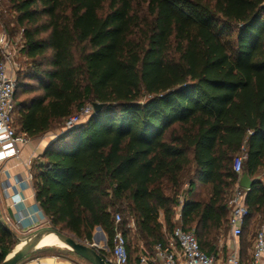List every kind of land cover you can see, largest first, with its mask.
Here are the masks:
<instances>
[{
    "label": "trees",
    "instance_id": "16d2710c",
    "mask_svg": "<svg viewBox=\"0 0 264 264\" xmlns=\"http://www.w3.org/2000/svg\"><path fill=\"white\" fill-rule=\"evenodd\" d=\"M1 4L14 13L29 60L16 77L18 130L39 136L87 103L103 104L32 163L35 200L50 225L89 242L100 225L111 247L120 213L129 263L128 224L149 246L166 242L188 173L180 222L212 254L228 223L233 158L245 153L251 178L264 169V0ZM195 181L211 185L207 199L193 197ZM246 204L242 253L245 234L264 220L262 180ZM16 242L0 217V262Z\"/></svg>",
    "mask_w": 264,
    "mask_h": 264
},
{
    "label": "built area",
    "instance_id": "2783aa9c",
    "mask_svg": "<svg viewBox=\"0 0 264 264\" xmlns=\"http://www.w3.org/2000/svg\"><path fill=\"white\" fill-rule=\"evenodd\" d=\"M22 37V36H21ZM0 49L2 57L0 59V175L7 173L11 178L8 184L4 186L6 190L12 189L10 196L11 206L15 210L14 218L7 212L4 223L9 227L14 224L18 230L30 232L40 224L41 218H46L42 209L35 203L31 211L25 205V196L22 194L24 188L33 184L32 160L25 162L26 171L23 175H11L6 168L7 163L19 158L24 145L30 137L24 131L18 130L15 122V71L18 66L15 61V52L13 39L6 32H0ZM94 106L87 103L81 109L66 118L64 130L77 126L80 122L86 120L92 113ZM62 131V132H63ZM246 158L245 153H239L233 158V169L237 173V180L234 183L227 206L229 210L228 226L231 238L234 240V246L224 256L218 254H207L199 245L197 237L193 231L185 230L182 224H176L166 242L154 244L155 258L163 264H264V223L261 224L252 240V245L246 258L243 257L239 239L243 231L249 209L246 204L247 188L240 184L243 172V163ZM183 198L180 199V206ZM115 233L112 246L104 248L105 258L111 264H128L129 254L127 249V240L123 231L118 227L121 221L120 213L115 214ZM129 226L134 224V221ZM142 261H147L148 257H142ZM32 264H46V262L37 257Z\"/></svg>",
    "mask_w": 264,
    "mask_h": 264
},
{
    "label": "crops",
    "instance_id": "0c3cea01",
    "mask_svg": "<svg viewBox=\"0 0 264 264\" xmlns=\"http://www.w3.org/2000/svg\"><path fill=\"white\" fill-rule=\"evenodd\" d=\"M1 30H4V29H3L2 24L0 22V32H1ZM54 139H55V135H53V133H51L50 131L45 133V134L39 135V136L30 137L29 141L24 145L23 151H22L20 157L14 158L7 163L6 168L8 169L10 174L11 175H23L26 171L25 162L28 161L29 159L32 160V163L37 161V160H41L42 159L41 156H42L44 150ZM10 179L11 178L9 177V175L7 173H2L0 175V206L6 207V211L9 213L10 217H12V219H13L15 210L10 205L11 204L10 196H11L12 192H14V191L12 189L6 190L4 188V186L6 184H8L9 181H12ZM253 179H260L261 180V178H258V177L253 178ZM199 185H204L209 190V193H208L206 198H200V199H207L210 195V192H211V185L206 184V183H202L200 181H195L193 193H195L197 191V188ZM22 194L25 196V205L27 206V208L29 210L32 211L34 209L35 203H36L35 189H34L33 184L24 188V190L22 191ZM9 208L11 209V212H9ZM180 211H181V206L177 205L175 207V213L173 216V221L176 224L181 223L180 222ZM0 217H2V216H0ZM39 219L42 221L43 218H41L39 216ZM160 220H161V222H163L165 224V219H164L163 213H161ZM41 221H40V223H41ZM130 223H132V222L130 221ZM131 227L134 228V224ZM10 228L14 232L15 231L24 232V231L18 230L14 224H12V226ZM165 228L166 227L164 226V232H165V236L167 239L170 232H168ZM95 243H97L99 247L101 246L98 242H96V240H95ZM239 244L241 246L240 239H239ZM153 246L154 245H150L148 249L143 248V250H141V253L139 255H135L132 253L131 257H130V261L128 264H163V262L161 260L155 258ZM233 246H234V240L231 238L229 226L227 223V229L225 232V236L224 237L218 236V239L216 241L215 251L213 253L218 254L219 256L222 257L225 254H227V252ZM48 247L49 246H44V247H40V248L34 250L32 253H30L29 255L24 257L17 264H32L33 260L37 257H40L41 259H43L46 262V264H89V262L87 260H85L84 258L80 257L79 255L71 252V250H69V249H68V251L73 253V256L70 254H66L65 250H52V248H48ZM249 250H248V252H249ZM248 252L244 251L242 253L244 258H246L248 256ZM145 256L148 257V260L143 262L141 258L145 257Z\"/></svg>",
    "mask_w": 264,
    "mask_h": 264
},
{
    "label": "rangeland",
    "instance_id": "374dc122",
    "mask_svg": "<svg viewBox=\"0 0 264 264\" xmlns=\"http://www.w3.org/2000/svg\"><path fill=\"white\" fill-rule=\"evenodd\" d=\"M2 9V12L4 14L3 18H2V22L3 20L7 21L10 20V24H9V29H5L4 26L2 25L3 29L6 30V32L10 35V37L13 39V44H14V52H15V61L16 64L18 66V69L15 71V76H19L21 75V77L23 76V74L25 72H28L29 70V65L28 62L29 60L23 56V54L21 53V47H22V43H23V39H22V32L21 30H19L18 26L14 23L13 18H14V13L12 11H6L4 4L0 5V10ZM2 24V23H1ZM22 80H24V78H21ZM64 130V123H62L61 125H59L58 127L54 128L53 130H51L50 132L53 133V135H55V138L60 135L62 133V131ZM188 173L185 174V177L183 178V183H182V188H181V196L180 199H182L185 195H186V191L188 190L189 187V179ZM258 178H261V180L264 183V169H262L258 175ZM198 192V193H197ZM209 193V190L207 189V187H205L204 185H199L197 188V191L195 193H193V197L196 198H206L207 195ZM230 196V195H229ZM6 207L0 206V216L1 220L4 222V219L6 218ZM264 223L263 221H260L259 218L257 217V221H256V227H259L261 224ZM51 226L50 222L48 221L47 218H43L41 223L36 226L32 231L42 228V227H48ZM134 228H132V231L130 233V243L131 246H133V254L135 255H139L141 253V250H143V248L148 249L149 245L148 243L143 240L142 238L138 237L136 235V233L133 230ZM227 227H222L220 230V237H224L225 236V232H226ZM30 231V232H32ZM256 228L252 233H247L245 234V243H244V251L248 252V250L250 249L251 245H252V240H253V236L255 234ZM30 232H19V231H15L17 237H23L27 234H29ZM96 232V228H94L93 231V235ZM83 241L87 242V243H95V239L92 236V240L91 242L87 241L86 239H82ZM99 244L101 246L105 247V244H108V240L102 238H99ZM108 247V245H107ZM48 248H52V250H65L66 254H70L73 256V253H71L70 251H68V249L66 248H62V247H58V246H51ZM90 264V263H89Z\"/></svg>",
    "mask_w": 264,
    "mask_h": 264
},
{
    "label": "water",
    "instance_id": "95a60500",
    "mask_svg": "<svg viewBox=\"0 0 264 264\" xmlns=\"http://www.w3.org/2000/svg\"><path fill=\"white\" fill-rule=\"evenodd\" d=\"M102 103H95L94 109L98 111L102 107ZM254 179L244 172L240 179V184L248 190L253 185ZM9 212L11 209L9 208ZM98 233L106 240L107 236L100 225L96 226V232L93 235L98 240ZM53 235L58 240L67 245V249L87 260L90 264H111L99 252L97 243H87L78 237L63 232L53 226L42 227L36 229L23 237H17V242L9 253L4 257L0 264H17L24 257L32 253L34 250L42 247L43 241ZM107 244H105L106 246Z\"/></svg>",
    "mask_w": 264,
    "mask_h": 264
},
{
    "label": "bare ground",
    "instance_id": "6f19581e",
    "mask_svg": "<svg viewBox=\"0 0 264 264\" xmlns=\"http://www.w3.org/2000/svg\"><path fill=\"white\" fill-rule=\"evenodd\" d=\"M44 246H58V247H62V248H67V245H65L64 242H62L61 240H58L56 237H54L53 235H49L42 243V247Z\"/></svg>",
    "mask_w": 264,
    "mask_h": 264
}]
</instances>
